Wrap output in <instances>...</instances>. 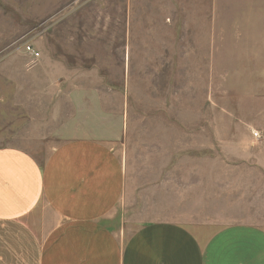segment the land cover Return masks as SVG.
<instances>
[{"label":"rangeland","instance_id":"rangeland-1","mask_svg":"<svg viewBox=\"0 0 264 264\" xmlns=\"http://www.w3.org/2000/svg\"><path fill=\"white\" fill-rule=\"evenodd\" d=\"M199 1L0 0V147L43 162L72 140L110 146L123 240L156 222L264 226L263 71L229 68L213 38L201 62Z\"/></svg>","mask_w":264,"mask_h":264},{"label":"crops","instance_id":"crops-1","mask_svg":"<svg viewBox=\"0 0 264 264\" xmlns=\"http://www.w3.org/2000/svg\"><path fill=\"white\" fill-rule=\"evenodd\" d=\"M198 5L189 36L201 62L213 38L229 68L264 78V0ZM124 192L121 160L102 142H66L43 162L0 147V264H264V226L254 223L156 222L123 240L114 218Z\"/></svg>","mask_w":264,"mask_h":264},{"label":"built area","instance_id":"built-area-1","mask_svg":"<svg viewBox=\"0 0 264 264\" xmlns=\"http://www.w3.org/2000/svg\"><path fill=\"white\" fill-rule=\"evenodd\" d=\"M25 52H26L30 57H32V58L35 59V60L39 58V53H38L37 51H35V50L32 48V46L27 45V46L25 47ZM252 135H253V137H255V138H258V137H259V136H258V133H253Z\"/></svg>","mask_w":264,"mask_h":264}]
</instances>
